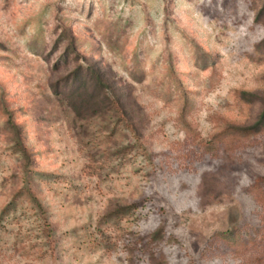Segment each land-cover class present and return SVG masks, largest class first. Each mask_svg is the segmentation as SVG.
I'll list each match as a JSON object with an SVG mask.
<instances>
[{"label":"rangeland","instance_id":"obj_1","mask_svg":"<svg viewBox=\"0 0 264 264\" xmlns=\"http://www.w3.org/2000/svg\"><path fill=\"white\" fill-rule=\"evenodd\" d=\"M263 111L264 0H0V264H264Z\"/></svg>","mask_w":264,"mask_h":264},{"label":"trees","instance_id":"obj_2","mask_svg":"<svg viewBox=\"0 0 264 264\" xmlns=\"http://www.w3.org/2000/svg\"><path fill=\"white\" fill-rule=\"evenodd\" d=\"M87 70H84V68L82 67L75 68L66 78V84L64 88L61 89L60 87H56L55 92L60 96L61 99L65 100L67 104L76 111L77 116L81 115L85 117L87 114L84 113L85 111L83 110H87V108L90 107H95L96 105H100L109 109L112 108L113 104V106H119L120 101L112 97L109 92L101 93L100 84H102V79L100 73L94 70V68L91 71ZM227 129H229V132L226 135L232 136V138H234V142L231 144L247 140L252 137L251 134L253 132L264 129V111L262 112L259 120H257L252 125L242 126L231 124L224 128V133H226ZM211 148L214 149L216 148V146ZM259 184V180H256L255 185L257 186ZM33 198H35V200H38L35 195H33ZM11 203L12 202H10L3 209V212H5L9 208V205ZM39 206L42 207V204L39 203ZM47 228V230H49L50 226L48 225ZM159 230L160 228L157 229V231ZM240 235L241 229L236 227L222 230L214 235V238L224 239L227 243H231L229 241L231 238ZM153 236H160L159 232H157Z\"/></svg>","mask_w":264,"mask_h":264}]
</instances>
